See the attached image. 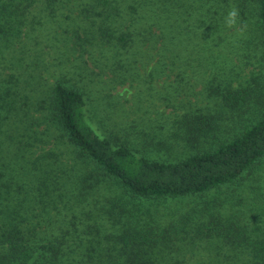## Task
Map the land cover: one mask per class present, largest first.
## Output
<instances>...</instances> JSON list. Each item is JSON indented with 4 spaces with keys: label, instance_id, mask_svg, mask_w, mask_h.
<instances>
[{
    "label": "trees",
    "instance_id": "trees-1",
    "mask_svg": "<svg viewBox=\"0 0 264 264\" xmlns=\"http://www.w3.org/2000/svg\"><path fill=\"white\" fill-rule=\"evenodd\" d=\"M58 1L73 12L57 33L58 46L26 53L28 79L37 70L43 83L37 96L19 92L20 66L5 62V78L0 64V264H186L173 250L191 223L193 236L231 246L215 264H264V232L241 225L231 208L201 228V221H191L194 210L170 214L161 207L228 186L264 156V55L263 70L246 85L214 74L212 103L193 109L188 99L180 115L183 136L173 132L172 138L196 151L177 160L136 156L101 136L84 89L99 74L114 77L124 62L159 64L173 82L193 84L201 69L228 64L234 53L228 39L236 30L225 25L231 6L239 9L240 32L264 46V0ZM15 7L0 8V35L24 41L28 24ZM49 50L57 54L42 65L37 56ZM249 103L253 119L214 146L196 145L219 127L224 112ZM204 203L195 206L198 212L208 209Z\"/></svg>",
    "mask_w": 264,
    "mask_h": 264
},
{
    "label": "rangeland",
    "instance_id": "rangeland-1",
    "mask_svg": "<svg viewBox=\"0 0 264 264\" xmlns=\"http://www.w3.org/2000/svg\"><path fill=\"white\" fill-rule=\"evenodd\" d=\"M3 2L4 0H0V8H4L6 13L16 8L15 6L19 3L23 10L19 15L22 13L25 17L28 33L24 41H17V37L13 35H0V64L9 62L20 66L22 81L21 87L19 85L18 88L19 92L30 95L33 93L36 97L34 91L40 89L43 83L37 76V70H33V78L28 79L27 64H30V57L26 53L32 55L31 51L40 52L44 45H49L55 50L58 46L57 33L69 26V21L66 22V20L70 15L71 22L73 12L58 0H34L33 3L32 0ZM29 8L30 10H27ZM231 30H236V33L229 36L228 40L236 46L234 53L230 54L229 63L221 64L219 60V63L215 65L208 64L209 67L201 69L204 72L197 76L198 79L193 84L185 80L173 82L175 81L173 74L170 73L167 77L168 69H164L159 64L153 65L147 62L144 63L145 65L124 62L122 67L114 70V77L99 74L93 79H87L84 89L90 101V114L94 116L93 121L98 124L101 136H107L116 143L127 146L135 152L136 156H150L160 160H177L196 151V147L186 145L179 139L183 136L180 126H183L185 120V117L180 115L188 108V99L193 102V109L196 106L212 103L209 79L214 74L226 82L231 80L232 85L236 86L246 85L247 80H251L254 73L263 70L260 67L262 65L260 57L264 55V46L261 41L256 39L253 45L252 38L240 32L238 26ZM36 36H38V42H35ZM243 40H249L250 43H241L238 47L239 41ZM62 47L65 48L64 44ZM49 52L50 55L46 57L37 56L38 59H43L42 65L49 63L52 60L51 57L57 54L50 50ZM21 53L27 56L22 55V58H19ZM140 54L143 58L147 57L145 52ZM223 68L224 72L221 75L219 71ZM109 72L111 71L108 70ZM9 73L10 68L5 64L1 77L7 78ZM262 78L264 79V76ZM174 106H178L177 112L173 111ZM253 109V105L249 103L242 109H230L224 112L222 120L217 119L215 122L220 124L219 127L212 130L211 135L199 136L196 145L201 148L214 146L233 131V128L253 119ZM173 132H176L175 134L178 132L179 137L174 138L176 141L172 138ZM157 143L159 147L156 146ZM206 200L210 204L208 209L205 211L201 209L202 211L198 212L199 209L195 206L202 207ZM161 207L162 211H170V214H186L194 210L190 214L194 218L191 221L196 219L201 221V228L212 217L218 216L219 211L227 214L231 208V211L239 215L241 225L246 224L251 226L250 228L259 227L264 232V156L252 169L245 171L242 177L228 186L213 189L201 195L166 200L162 202ZM191 226L193 223L187 226L185 239L179 236L176 239L174 236L177 243L173 250L174 256L184 258L186 264H215V261L222 257L221 255H229L227 253L230 252L231 246L220 245L215 237L211 239L205 235L201 238L193 236L194 233L188 229ZM196 226L197 224L193 228L197 230Z\"/></svg>",
    "mask_w": 264,
    "mask_h": 264
},
{
    "label": "clouds",
    "instance_id": "clouds-1",
    "mask_svg": "<svg viewBox=\"0 0 264 264\" xmlns=\"http://www.w3.org/2000/svg\"><path fill=\"white\" fill-rule=\"evenodd\" d=\"M225 25L229 29L237 28L238 25L243 26L240 22V13L237 7H230L227 16L225 17Z\"/></svg>",
    "mask_w": 264,
    "mask_h": 264
}]
</instances>
